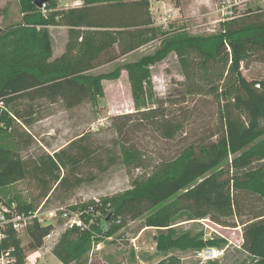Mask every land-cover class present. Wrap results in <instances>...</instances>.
<instances>
[{
    "label": "trees",
    "instance_id": "1",
    "mask_svg": "<svg viewBox=\"0 0 264 264\" xmlns=\"http://www.w3.org/2000/svg\"><path fill=\"white\" fill-rule=\"evenodd\" d=\"M18 1L21 20L0 29V188L30 179L38 195L35 206L20 203L17 209L35 212L59 189L68 193L94 181L97 174L88 167L105 173L121 163L128 168L143 166V157L134 146L114 140L100 147L87 135L54 155L26 159L21 150L32 145L33 136L16 127L30 126L44 101L60 102L68 111L77 109L104 96V80L119 79L125 69L160 62L173 51L182 68L186 94L214 97L222 129L217 136L214 133L186 146L174 159L159 163L150 176L136 180L132 189L106 200L111 219L125 226L145 216L141 230L157 229L156 247L165 256L174 249L222 248L224 243L222 238L205 239L202 232L177 234L175 218L181 212H186V221L209 218L222 226H239L241 248L258 258L256 264H264V77L249 79L244 74L251 63L264 62V10H248L212 36L175 34L154 55L95 75L90 72L96 67L155 40L150 0H83L81 6L71 8H58L57 0L42 8L35 0ZM58 26L67 27L69 41L65 51L53 58L50 27ZM132 97L136 105L152 101L151 81H135ZM136 117L137 123L151 126L163 139H174L183 131V121L158 104L115 116L114 121L126 119L117 126L121 138L126 139V125ZM248 199L257 203L251 205ZM93 211H84L82 218ZM111 219H104L102 228L106 230ZM53 229L52 224L38 221L29 225L27 249L41 248ZM80 237L86 244L88 233ZM9 249L16 264H25V247L12 230L0 241V255ZM86 249L83 246V253ZM53 253L60 258L58 250Z\"/></svg>",
    "mask_w": 264,
    "mask_h": 264
},
{
    "label": "rangeland",
    "instance_id": "2",
    "mask_svg": "<svg viewBox=\"0 0 264 264\" xmlns=\"http://www.w3.org/2000/svg\"><path fill=\"white\" fill-rule=\"evenodd\" d=\"M72 2L73 0H57V5L58 8H71ZM218 2L219 0H150L157 33L155 40L117 61L96 67L90 73L98 75L113 72L124 64L154 55L175 34L212 36L219 33L223 24L231 20H224L226 17L219 11L221 7ZM248 10H264V0H253L241 7L243 14ZM21 18L18 0H0V29H7ZM50 33L55 58L65 51L69 35L67 29L56 27H50ZM244 74L249 79L263 78L264 62L251 63L244 69ZM135 81H151L154 91L152 101L147 99L145 104L144 100L140 105L135 104L132 97ZM184 82L181 65L176 53L172 51L160 62L132 67V70L125 69L119 79L104 80V96H98L77 109L68 111L60 102L50 104L44 101V107L34 115L30 126L14 125V130L15 127L20 128L33 136L32 145L21 150V155L26 159L54 155L70 142L87 135L100 147L112 144L114 140L132 145L140 151L144 160L142 167L128 168L121 163L105 173L98 172L95 167H88V170L93 169L97 174L94 181L85 182L68 193L59 189L49 203L43 202L37 206V210L42 208L43 214L40 215L43 224H52L54 229L44 239L43 246L34 251L27 249L30 240L27 230L18 234L25 247V264H256L258 258L241 248V227L222 226L209 218L186 221V212L179 213L175 218L178 222L175 225L176 233L202 232L205 239L222 238L225 253L221 258L204 262L197 258V249H174L170 255L161 254L155 241L157 229L141 230L145 216L131 220L125 226L118 219H111L106 230L102 228V221L112 212L106 200L132 189L136 180L150 176L159 163L174 159L186 146L214 133L217 136L221 131L223 121L218 101L211 96L186 94ZM158 104L164 106L170 116L183 121V131L177 137L163 139L151 126L137 123V117L126 125V139L120 137L117 126L124 124L126 119L114 121L115 116ZM37 195V185L30 179L0 188L2 204H11L10 207H16L20 203H32L35 206L33 200ZM248 200L251 205L257 203L255 200ZM98 205L100 210L93 211ZM62 209L71 212L70 216L81 219L82 224L75 225V231L69 226L68 219L63 217ZM249 209L246 207V210ZM45 211H53L54 215L50 216ZM84 211L93 212L90 217L82 218ZM248 217L247 214L243 218ZM34 222L35 220L31 224ZM232 222H236L235 219ZM85 233H88L86 244L80 237ZM83 246L88 248L84 253ZM54 250H58L60 258L53 253ZM14 262L16 264L17 261Z\"/></svg>",
    "mask_w": 264,
    "mask_h": 264
},
{
    "label": "built area",
    "instance_id": "3",
    "mask_svg": "<svg viewBox=\"0 0 264 264\" xmlns=\"http://www.w3.org/2000/svg\"><path fill=\"white\" fill-rule=\"evenodd\" d=\"M253 0H219L218 5L221 7L219 11L226 17L224 20H233L242 16L241 7ZM46 4L43 6L45 7ZM42 208H39L35 212L26 213L19 211L16 207H10L5 204H0V241H3L8 236V231L12 230L17 235L21 234L24 230H27L28 226L35 220L43 223L41 220ZM63 217L68 219L69 226L72 228L75 225H81V219L70 216L71 212L62 209ZM48 215H54L53 211H45ZM218 233V232H217ZM213 235V234H212ZM212 237V236H211ZM242 243V242H241ZM13 249H9L0 255V264H15L16 260L13 255ZM225 253V249L222 247H205L196 251V256L202 261H211L221 258Z\"/></svg>",
    "mask_w": 264,
    "mask_h": 264
},
{
    "label": "crops",
    "instance_id": "4",
    "mask_svg": "<svg viewBox=\"0 0 264 264\" xmlns=\"http://www.w3.org/2000/svg\"><path fill=\"white\" fill-rule=\"evenodd\" d=\"M73 4H72V6L71 7H77V6H81L82 5V0H73V2H72ZM56 28H61V29H67V27H63V26H58V27H56ZM64 31H66V30H64ZM68 31V30H67ZM66 33V32H65ZM67 34V33H66ZM65 34V35H66ZM68 40V39H67ZM67 44V41H66V43H65V45Z\"/></svg>",
    "mask_w": 264,
    "mask_h": 264
},
{
    "label": "water",
    "instance_id": "5",
    "mask_svg": "<svg viewBox=\"0 0 264 264\" xmlns=\"http://www.w3.org/2000/svg\"><path fill=\"white\" fill-rule=\"evenodd\" d=\"M49 1H51V0H35V4H36L38 7L42 8V7H43L47 2H49ZM111 217H112V214H110V215L107 217V220L111 219Z\"/></svg>",
    "mask_w": 264,
    "mask_h": 264
}]
</instances>
